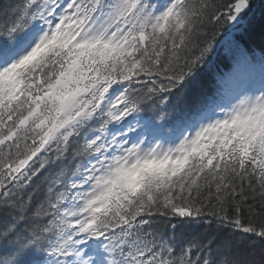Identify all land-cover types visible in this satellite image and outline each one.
<instances>
[{
	"label": "snow or ice",
	"instance_id": "snow-or-ice-1",
	"mask_svg": "<svg viewBox=\"0 0 264 264\" xmlns=\"http://www.w3.org/2000/svg\"><path fill=\"white\" fill-rule=\"evenodd\" d=\"M255 7L0 0V264H264V57L187 96Z\"/></svg>",
	"mask_w": 264,
	"mask_h": 264
},
{
	"label": "trees",
	"instance_id": "trees-1",
	"mask_svg": "<svg viewBox=\"0 0 264 264\" xmlns=\"http://www.w3.org/2000/svg\"><path fill=\"white\" fill-rule=\"evenodd\" d=\"M253 2L256 7L249 13L245 26L239 30L234 29L228 35L218 38L219 43L211 63L205 67L201 79L187 92L189 99L195 98L203 92L227 87L226 73L233 71L236 65H241L243 62L240 59L237 43H239L240 49L247 52L248 66L251 69L261 71V58L264 57V0H253ZM245 27H247V31H245ZM238 37H240L239 40H237ZM181 107L179 102H174L173 106L167 107V127L171 126V122L175 120ZM143 115L147 120L157 119L158 111L149 108ZM243 242L250 244L252 241L245 240Z\"/></svg>",
	"mask_w": 264,
	"mask_h": 264
},
{
	"label": "rangeland",
	"instance_id": "rangeland-1",
	"mask_svg": "<svg viewBox=\"0 0 264 264\" xmlns=\"http://www.w3.org/2000/svg\"><path fill=\"white\" fill-rule=\"evenodd\" d=\"M232 78V77H231ZM260 75H253L247 72H242L240 73V75L238 76V79L240 80H249V79H255V80H259Z\"/></svg>",
	"mask_w": 264,
	"mask_h": 264
}]
</instances>
